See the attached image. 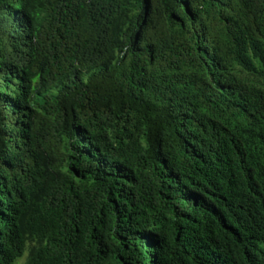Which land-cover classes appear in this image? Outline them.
I'll use <instances>...</instances> for the list:
<instances>
[{
    "label": "trees",
    "instance_id": "16d2710c",
    "mask_svg": "<svg viewBox=\"0 0 264 264\" xmlns=\"http://www.w3.org/2000/svg\"><path fill=\"white\" fill-rule=\"evenodd\" d=\"M264 264V0H0V264Z\"/></svg>",
    "mask_w": 264,
    "mask_h": 264
},
{
    "label": "rangeland",
    "instance_id": "374dc122",
    "mask_svg": "<svg viewBox=\"0 0 264 264\" xmlns=\"http://www.w3.org/2000/svg\"><path fill=\"white\" fill-rule=\"evenodd\" d=\"M26 258H27V253L21 259H19L16 262V264H24L26 262Z\"/></svg>",
    "mask_w": 264,
    "mask_h": 264
},
{
    "label": "clouds",
    "instance_id": "9594fccd",
    "mask_svg": "<svg viewBox=\"0 0 264 264\" xmlns=\"http://www.w3.org/2000/svg\"><path fill=\"white\" fill-rule=\"evenodd\" d=\"M27 256H28V252H27Z\"/></svg>",
    "mask_w": 264,
    "mask_h": 264
}]
</instances>
